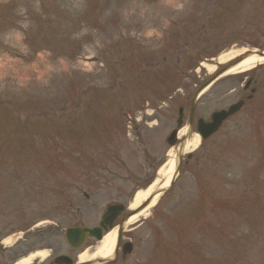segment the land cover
<instances>
[{
  "label": "rangeland",
  "instance_id": "rangeland-1",
  "mask_svg": "<svg viewBox=\"0 0 264 264\" xmlns=\"http://www.w3.org/2000/svg\"><path fill=\"white\" fill-rule=\"evenodd\" d=\"M241 49L264 50V0H0V264L51 246L68 254L67 229L129 208L177 160L194 93ZM239 100L125 224L134 249L113 264H264V64L208 88L192 135Z\"/></svg>",
  "mask_w": 264,
  "mask_h": 264
},
{
  "label": "water",
  "instance_id": "water-1",
  "mask_svg": "<svg viewBox=\"0 0 264 264\" xmlns=\"http://www.w3.org/2000/svg\"><path fill=\"white\" fill-rule=\"evenodd\" d=\"M253 54H255V53H248V54L244 55L243 57L239 58L238 60H236L231 65L226 66L224 69L220 70L212 79H210L196 93V95L193 98L192 105H191V110H190L191 117L193 115L194 106H195L196 101L198 100V97L200 96V94L202 92H204L207 88H209L211 85H213L217 80L222 78L225 74H227V72H229L230 69H232L236 65L240 64L244 60L248 59ZM255 55H258L260 57H264V52L256 53ZM243 104H244L243 102H239L235 105H232L227 110L215 112L214 114H212L210 121H208V122H205L204 120H199L197 123V133L201 137V139L207 140L210 137H212L215 133H217L219 131V129L222 127V125L224 124V122H226L230 117L234 116L235 114H237L241 110ZM180 112H182V110ZM178 127L179 128L182 127L181 121H179ZM191 131H192V129H191V122H190L188 125V133H187L186 139L189 138ZM176 134H177V132L174 131L168 139V143L171 146H173L176 143ZM186 139H184L179 145L174 177H173L169 187L161 192L162 193L161 197L164 196L171 189V187L173 186V184L175 183L176 179L179 176L180 168H181L182 161H183L184 147H185ZM191 157H192V155L187 156L188 159H191ZM154 197L155 196L153 195L143 205H141L138 209H136L134 212H132L129 215H127L126 217H124L121 225L119 226V230H118L116 242H115V247H114V250H113L111 257H109L108 259H100V260L88 262L85 264H108V263L112 262L118 253L120 241L122 238V234L124 232L125 224L128 223L129 220L133 216L138 215L141 212H143L144 210H146L151 205ZM125 210H126V207L123 204L110 205L106 209L105 214L102 216L101 223L98 227H95V228L74 227V228L68 229L66 231L68 243L73 248L78 249L83 245V241L85 240V238L87 236L95 238L97 241H101L103 239V237L105 236L106 232L113 230L115 228L116 220L119 218V216L123 212H125ZM132 249H133L132 244H130V243L125 244L124 250H123L124 255L131 254ZM70 262L71 261H69V263Z\"/></svg>",
  "mask_w": 264,
  "mask_h": 264
},
{
  "label": "bare ground",
  "instance_id": "bare-ground-1",
  "mask_svg": "<svg viewBox=\"0 0 264 264\" xmlns=\"http://www.w3.org/2000/svg\"><path fill=\"white\" fill-rule=\"evenodd\" d=\"M243 53H246V50L241 49V50H236V51H231L226 55H223L219 58V64L225 65L237 57L241 56ZM253 53L256 54L254 51ZM251 55L248 59L244 60L240 64L236 65L232 69L227 72V75L229 74H241L245 72H249L253 69H255L257 66L264 64V57H260L258 55ZM210 72H213L215 70V67H209ZM184 135V131H180L178 134V138L182 137ZM200 143V139L198 135L194 134L192 135L189 139H186L185 142V147H184V152L187 151H193L195 150ZM166 166V167H165ZM163 169H161L159 173V178L155 180V182L148 187L147 189L139 190L134 199L133 202L130 205V210H136L138 207H140L145 201L149 199V197H152L153 195L155 196L151 205L141 212L138 215L133 216L128 224H132L135 222L138 218L142 217L144 213L155 204V202L161 197L162 191L167 189L174 177L175 174V169H176V161L173 157L172 161L167 163ZM116 229L108 232L104 238L97 242L91 250L84 252L83 254L80 255L78 258V261L80 263H85L87 261H96L98 259H108L111 257L114 247H115V242H116ZM46 258V255L44 253H35L33 255H30L28 258L18 262L17 264H30L33 260L35 259H41L44 260Z\"/></svg>",
  "mask_w": 264,
  "mask_h": 264
},
{
  "label": "flooded vegetation",
  "instance_id": "flooded-vegetation-1",
  "mask_svg": "<svg viewBox=\"0 0 264 264\" xmlns=\"http://www.w3.org/2000/svg\"><path fill=\"white\" fill-rule=\"evenodd\" d=\"M251 82H247V84H245V87H244V90L245 91H248L250 90L251 94L247 97V100L250 101L251 99H253L254 95H255V92L256 90L255 89H251V85H252V80H249ZM239 101H243V100H239ZM245 102L243 104V107L245 106ZM226 109V108H225ZM194 112H195V108L193 110V115L191 117V113H190V107H189V111H188V116H187V124L188 123H192L193 124V120H194ZM184 115H185V111H182V122H183V118H184ZM237 116V115H236ZM235 117V116H234ZM233 117V118H234ZM200 118H198L196 120V124H197V121L199 120ZM207 121V120H206ZM226 124V123H225ZM224 124V125H225ZM65 241H66V245H67V248H68V254H64L62 253V249L59 247V248H53L52 246L50 247V250H49V254L46 255V259L45 260H40L38 262V264H77L79 263L78 261V258L80 257L81 255V251L83 250V248L86 246V245H95L96 244V240L90 236L86 237L85 240L83 241L84 245L82 248H79V249H76V248H73L68 242H67V235L65 233ZM124 244L122 241L120 243V248L118 250V253L116 255V258L114 260V262L118 259L119 257V254H121V256L123 258H125L126 256L123 254V250H124ZM69 261H71L69 263ZM113 262V263H114ZM113 263H109V264H113Z\"/></svg>",
  "mask_w": 264,
  "mask_h": 264
}]
</instances>
